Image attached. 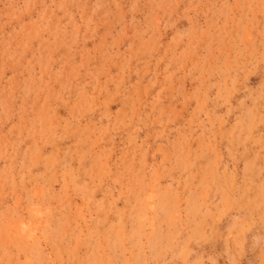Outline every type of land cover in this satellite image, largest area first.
<instances>
[{
  "label": "rangeland",
  "instance_id": "rangeland-1",
  "mask_svg": "<svg viewBox=\"0 0 264 264\" xmlns=\"http://www.w3.org/2000/svg\"><path fill=\"white\" fill-rule=\"evenodd\" d=\"M0 264H264V0H0Z\"/></svg>",
  "mask_w": 264,
  "mask_h": 264
},
{
  "label": "bare ground",
  "instance_id": "bare-ground-1",
  "mask_svg": "<svg viewBox=\"0 0 264 264\" xmlns=\"http://www.w3.org/2000/svg\"><path fill=\"white\" fill-rule=\"evenodd\" d=\"M48 95V94H47ZM105 176V175H104Z\"/></svg>",
  "mask_w": 264,
  "mask_h": 264
}]
</instances>
